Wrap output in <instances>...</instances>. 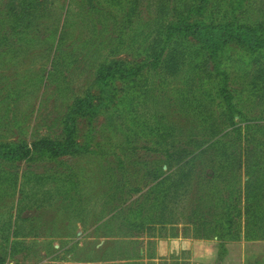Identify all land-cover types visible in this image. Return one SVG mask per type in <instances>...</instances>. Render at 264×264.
Returning a JSON list of instances; mask_svg holds the SVG:
<instances>
[{"label": "rangeland", "instance_id": "obj_1", "mask_svg": "<svg viewBox=\"0 0 264 264\" xmlns=\"http://www.w3.org/2000/svg\"><path fill=\"white\" fill-rule=\"evenodd\" d=\"M40 1L45 16L38 24L0 45V143L31 146L44 138L63 140L75 101L88 93L98 96L95 79L104 60L144 62L148 67L137 81L140 88L129 90L121 104L79 120L77 141L83 150L62 158L66 165L36 154L30 160L0 163L6 176L15 175L0 182V255L5 263L194 264L190 251L179 245L183 239L247 241L244 171L234 178L211 147L218 139L243 137L246 124L237 114L235 122L243 127L239 135L230 126L221 135L211 133L209 120L203 118L210 88L201 87L205 84L188 67L169 76L147 64L148 32L162 22L155 0H142L140 16L127 27L124 17L131 0H93L95 8L89 0ZM163 1L168 20L189 17V22L213 19L224 24L238 17L235 0H209L204 15L187 12L183 17L179 12L184 4L188 10L198 1ZM6 2L0 0V38L6 35L1 23ZM246 2L253 19L264 14V0ZM227 49L236 56L245 54L239 45ZM230 73L232 92L241 88V77L233 69ZM189 98L202 104L195 112L188 110ZM256 101L261 106L232 100L244 115L264 110V101ZM219 103L226 106L223 99ZM249 120L247 124H264ZM183 150L189 156L184 166L169 170L167 157L182 156ZM153 159H160L159 167L178 184L176 196L165 197L174 189L170 183L156 186L144 175L157 166L141 171L135 165ZM67 166L73 175L63 174ZM122 173L128 186L141 191L119 188ZM129 221L145 227H129Z\"/></svg>", "mask_w": 264, "mask_h": 264}, {"label": "trees", "instance_id": "obj_2", "mask_svg": "<svg viewBox=\"0 0 264 264\" xmlns=\"http://www.w3.org/2000/svg\"><path fill=\"white\" fill-rule=\"evenodd\" d=\"M192 1H198L199 4L192 3L188 10L184 4V10L178 11L182 17L187 12L189 14L191 12H197L200 15L205 14L209 0H191L190 3ZM235 1L237 2L235 11H238V17L233 21L220 24L213 19L209 23L200 20L189 22V17L182 18L180 21L168 20L165 2L163 0L156 2L155 0V9L162 22L151 31V34L148 32L150 43L148 49H145L147 51V57H145L148 58L147 64L149 66L156 71L161 70L169 76H175L183 67H188L189 71L193 72V77H197L200 82L205 84H199L201 87L210 88L208 98L205 97L209 104L203 118L209 120L211 133H216V136L221 135L223 128L230 126L232 128L231 133L239 135L243 127L237 126L235 117L237 114L241 115L240 120L246 124L243 129L244 136L233 137V140L229 138L218 139L211 147L217 154L216 158H223L224 167L231 170L230 174L234 178L235 174L239 173L241 176L244 171V175H242V178H245L243 203L244 212L249 219L246 225V239H248L247 241L264 240V124H247V122H252L249 119H253L257 123L264 122V110L257 113L246 112L244 115L241 106H234L232 102L238 97L251 101L253 105L256 102L258 106H261L260 102L257 103L256 100L259 98L264 101V14L253 19L250 8L246 5V0ZM141 2L142 0H131L129 11L124 17V27L132 25L133 19L140 16L139 5ZM41 6L40 0H7L2 15L3 19H1L2 30L5 31L6 35L3 34L0 38V45H7L8 39L13 40V38L23 35L35 27L45 16V8L40 13ZM89 6L95 8L96 5L93 0H89ZM122 30L123 28L118 35L120 38H123L124 31ZM233 44L239 45L245 54L239 56L229 54L227 48ZM143 46L145 48V42ZM225 58H227V63ZM147 67L144 62L136 63L121 59L104 60L95 79L98 96L88 93L85 97L75 101L66 116V137L63 140L44 138L31 146L25 142L0 143V163L30 160L36 154L39 155V159L56 161L60 166L66 165L67 163L62 158L78 155L83 150L77 141L79 120L109 112L114 106L121 104L129 90L140 88L137 81L142 78V71ZM231 69H233V73H237L236 76L240 75L241 77V88H234L232 92H230V82L233 81ZM214 93L216 96H211ZM194 99L197 100V98L185 100L186 103H189L187 105L189 108H187L191 112H195L199 108L198 106L202 105L196 103L197 101ZM222 99L226 106L219 103V100ZM192 103L194 105H191ZM158 142L162 147L161 142ZM162 142L166 141L163 140ZM126 150L130 152L128 148ZM187 157H189L188 153L183 150L182 156L173 154L167 157L165 163H167L169 170L177 164L176 167L181 169ZM161 159L165 160V157H161ZM160 162V159H153L152 162L147 160L136 161L135 165L140 166L141 171L144 168L149 169L152 164L157 166L158 168L151 171H149L150 169L145 170L144 175L150 176V181L156 182V186H164L166 183H170L174 189L169 190L165 197L172 194L176 196L179 186L171 179L170 175H165L163 169L159 167ZM60 173L62 174V172ZM66 173L70 176L73 175L72 168L67 166V172H63V174ZM122 174L124 176H122L119 188L130 187L131 192L133 190L135 192L141 191L134 185L128 186L127 183L129 182L125 179V173ZM185 176L189 177V174L184 173L183 177ZM14 179V174L9 173L6 176L4 172L0 171V182ZM69 180L72 181L73 178ZM239 196H241V190ZM228 207H231L230 201ZM234 208H238L242 212L241 208L239 209L237 206ZM128 225L129 227L141 225V229L145 227L144 223L137 224L131 221ZM256 226L261 231L260 236L257 234L259 232L256 231ZM218 244L217 264H221L227 252V241L220 238ZM0 264H6L1 255Z\"/></svg>", "mask_w": 264, "mask_h": 264}, {"label": "crops", "instance_id": "obj_3", "mask_svg": "<svg viewBox=\"0 0 264 264\" xmlns=\"http://www.w3.org/2000/svg\"><path fill=\"white\" fill-rule=\"evenodd\" d=\"M179 245L183 250L190 251L191 260L194 264L217 263L219 256L217 241L183 239ZM226 250V255L221 264H264V240L227 243Z\"/></svg>", "mask_w": 264, "mask_h": 264}]
</instances>
